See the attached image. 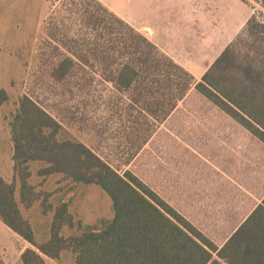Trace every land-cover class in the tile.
Segmentation results:
<instances>
[{
    "label": "crops",
    "instance_id": "crops-1",
    "mask_svg": "<svg viewBox=\"0 0 264 264\" xmlns=\"http://www.w3.org/2000/svg\"><path fill=\"white\" fill-rule=\"evenodd\" d=\"M96 1L109 19L113 15L123 25L116 26L114 35L111 24L87 25L82 61L93 65L90 77L106 83L114 74L111 65L129 61L139 79L129 91H116L107 83L113 96L99 100L107 116L98 133L116 153L112 161L88 148L120 173L131 170L222 247L264 198V144L195 86L251 18L247 5L238 0L247 8L242 22L235 1L237 11L227 9L229 16L218 26L200 7L208 0H174L172 6L152 11L138 0L133 10ZM131 4L127 0L125 5ZM128 28L154 47L142 55L151 67L137 64L141 54L129 55L115 43L127 39ZM134 33L130 35L136 38ZM77 53L80 61L79 49ZM134 165L135 171L130 169Z\"/></svg>",
    "mask_w": 264,
    "mask_h": 264
},
{
    "label": "trees",
    "instance_id": "trees-1",
    "mask_svg": "<svg viewBox=\"0 0 264 264\" xmlns=\"http://www.w3.org/2000/svg\"><path fill=\"white\" fill-rule=\"evenodd\" d=\"M250 1L259 0H241L245 4ZM90 2L98 10L88 15L89 25L111 24L112 34H116V26L123 22L113 15L109 19L96 0ZM131 32L128 28L127 39L115 43L129 55L141 54L137 64L151 67L142 55L154 47ZM82 48H78L80 61L75 50L58 63L52 72L55 82L70 81L93 66L82 61V50L86 48V55L87 46ZM111 67L114 74L108 82L116 91H129L139 79L134 63ZM195 89L264 144V22L259 17L251 16ZM5 100L2 91L0 105ZM8 125L14 178L7 183L0 176V220L32 246L21 254L20 264H47L45 258L59 260L66 251L75 256V264H264V198L218 247L130 171L120 173L83 143L63 139L60 121L30 96L20 98ZM33 163L45 165L38 172L42 178L62 175L73 184L99 187L111 200L113 218L101 221L100 227L83 229L69 212V204L61 203L54 209L49 239L37 244L19 206L30 209L44 196L45 213L52 207L47 206L49 194L37 192L30 183ZM66 227L76 228L78 234L64 237Z\"/></svg>",
    "mask_w": 264,
    "mask_h": 264
},
{
    "label": "rangeland",
    "instance_id": "rangeland-1",
    "mask_svg": "<svg viewBox=\"0 0 264 264\" xmlns=\"http://www.w3.org/2000/svg\"><path fill=\"white\" fill-rule=\"evenodd\" d=\"M105 1L113 7L122 5L131 10L137 2L130 0L133 4L126 6L127 0H123V4L121 0ZM138 1L148 11L174 3V0ZM198 1L187 0L189 4ZM227 1L208 0L199 4L203 10L206 8L210 21L212 17L217 19L218 26L229 16L227 9L237 11L235 1L239 4V23L247 8L251 15L264 22V0L250 1L245 4L247 8L238 0H231L230 4ZM95 10L98 7L90 0H0V94L2 91L6 94V100L0 105V176L7 183L14 178L8 124L24 95L33 98L60 121L64 128L63 139L81 142L107 160L110 157V161L116 154L107 149L110 142L98 133L102 129V117L107 116L106 109L104 115L103 106L99 108V100L113 96V88L107 85L109 82L91 78L89 66L86 73H77L70 81L58 83L52 77L53 70L65 56H71L75 50L78 52L75 43H80L81 48L86 47V42L84 45L82 42L88 35V15ZM118 164L113 162V165ZM44 167L40 163L31 164L30 183L37 192L49 194L47 206L52 207L51 211L45 213L44 196L30 209L19 206L23 219L35 233L37 244L49 239L54 209L61 203L69 204V212L75 221L82 223L83 229L100 227L101 221L113 218L111 200L99 187L73 184L62 175L42 178L38 172ZM130 169L135 171V165ZM16 200L19 202L18 191ZM75 234H78L76 228L63 230L64 237ZM31 247L0 220V264H20L21 254ZM45 259L47 264H75V256L69 251L64 252L59 260Z\"/></svg>",
    "mask_w": 264,
    "mask_h": 264
}]
</instances>
